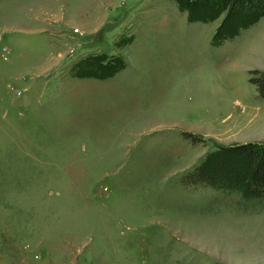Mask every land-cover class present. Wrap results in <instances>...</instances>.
<instances>
[{
    "label": "rangeland",
    "instance_id": "rangeland-1",
    "mask_svg": "<svg viewBox=\"0 0 264 264\" xmlns=\"http://www.w3.org/2000/svg\"><path fill=\"white\" fill-rule=\"evenodd\" d=\"M222 15L0 0V264H264V197L178 180L215 144L264 139V14L214 43ZM87 54L122 66L75 75Z\"/></svg>",
    "mask_w": 264,
    "mask_h": 264
},
{
    "label": "trees",
    "instance_id": "trees-1",
    "mask_svg": "<svg viewBox=\"0 0 264 264\" xmlns=\"http://www.w3.org/2000/svg\"><path fill=\"white\" fill-rule=\"evenodd\" d=\"M189 20H210L223 13L213 33V42L230 37L239 28L264 14V0H176ZM103 54H87L72 67L75 75L108 76L122 66L120 58L102 61ZM249 81L264 97V70H249ZM184 137L196 142L191 134ZM183 187L204 186L239 194L244 200L264 197V139L215 144L179 176Z\"/></svg>",
    "mask_w": 264,
    "mask_h": 264
}]
</instances>
